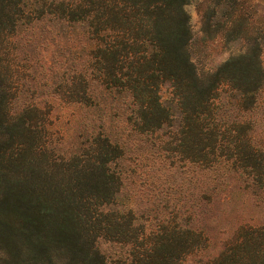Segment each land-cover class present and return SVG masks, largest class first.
<instances>
[{
  "label": "trees",
  "instance_id": "1",
  "mask_svg": "<svg viewBox=\"0 0 264 264\" xmlns=\"http://www.w3.org/2000/svg\"><path fill=\"white\" fill-rule=\"evenodd\" d=\"M189 2L74 0L66 5L49 0H0V58L2 54H8L9 49L14 51L15 44L21 42L36 46L39 40L59 48L62 46L66 51L61 53L59 67L56 69V64L51 61L53 66H42V70L49 76L58 70L60 88L67 90L64 104L74 107H100L106 102L111 106L119 102H124L126 107L132 104L131 111L135 109L132 116H137V121H142L141 127L146 128L161 127L170 119V113L159 108L163 99L160 92L167 87L177 93L170 101L184 115L191 141L195 127L202 136L210 127L203 119L195 120V117L200 115L199 110L204 104L214 99L222 85L249 100L262 89L264 29L249 26L256 13L246 11L244 0H206L199 6L203 40L221 36L227 42L244 41L246 46L232 54L214 74L204 72L192 52L193 33L186 11ZM9 82L0 65V120L4 132L21 145H28L31 140L27 149H32L37 142L30 126L32 119L28 122L25 118L28 111L8 118L5 90H22L19 85L12 86ZM32 87L49 86L45 81ZM31 106L35 113L37 105ZM133 119L128 124L132 125ZM88 127V136L79 140L84 150L71 158V161H80L67 183L54 186L35 168L22 171L21 182L11 181L4 165L18 163L24 157L0 154V254L4 255L1 263L135 264L128 258L114 259L101 246H95L93 232L97 234V230L92 222L90 201L85 202V197L104 198L102 201L106 203L115 199L119 193L116 186L121 180L110 174L111 167L121 162L136 166L132 157L126 154V145H132L136 140L131 137L112 140L102 133L96 135L95 130ZM203 140L205 138L194 140L191 147L203 146L198 143H204ZM85 158L94 159L89 172L84 170L88 162H82ZM200 161L190 160V164L200 165ZM24 165L28 166V163ZM253 174L246 172L244 177L254 180ZM260 177L261 182L264 172ZM85 189L88 191L84 193ZM238 249L225 251L214 261L216 264H264V252L258 255L248 248L243 257L246 261L242 263L236 258L243 255ZM148 264L177 262L166 253L162 260Z\"/></svg>",
  "mask_w": 264,
  "mask_h": 264
},
{
  "label": "rangeland",
  "instance_id": "2",
  "mask_svg": "<svg viewBox=\"0 0 264 264\" xmlns=\"http://www.w3.org/2000/svg\"><path fill=\"white\" fill-rule=\"evenodd\" d=\"M49 1L67 5L74 0ZM244 1L246 11L256 13L249 26L264 29V0ZM202 3L206 0H190L186 6L193 33L192 52L199 68L214 74L232 54L243 50L246 43L227 42L221 36L203 40L199 13ZM63 50L66 48L39 40L36 46L21 42L15 44L14 51L9 49L0 58L9 83L22 88L5 90L7 117L28 111L25 118L28 122L32 119L30 126L37 142L27 149L31 140L28 145L13 141L15 138L4 132L0 120V154L24 157L18 163L8 161L4 165L10 180L21 182L22 171L35 168L54 186L67 183L80 161H71L72 156L84 150L79 140L88 136L86 126L94 129L96 135L102 133L112 140L131 137L136 142L126 145V154L137 167L127 162L112 165L110 174L121 180V184L116 180L119 193L112 203L102 201L104 198L85 197V202L90 201L92 222L97 230V234L93 232L95 246H101L114 259L128 258L135 264L162 260L166 253L175 257L177 264H216L215 259L234 248H240L238 253L243 255L236 258L242 263L246 261L243 257L248 248L261 255L264 179L260 182L259 178L264 172V81L253 100L222 85L214 99L204 104L200 115L195 117L210 127L203 136L198 135L195 127L189 141L188 123L170 101L177 93L167 87L160 92L163 99L159 108L171 116L163 126L155 125L156 128L141 127L142 121L132 116L135 110L131 111L132 104H127L129 108L124 102L114 106L106 102L100 107L64 104L67 90L60 88L58 70L50 76L42 70V66H53L51 61L57 69ZM262 62L264 66V54ZM45 81L49 87H32ZM31 105H37L35 113ZM133 117L132 125L128 124ZM204 138V143L198 142L203 146L191 147L194 140ZM87 156L92 158L91 154ZM190 160H201L202 164L195 166ZM83 161H88L84 170L89 172L94 159ZM246 172H254V180L244 177ZM87 196L91 195L87 193ZM3 256L0 254V260Z\"/></svg>",
  "mask_w": 264,
  "mask_h": 264
}]
</instances>
